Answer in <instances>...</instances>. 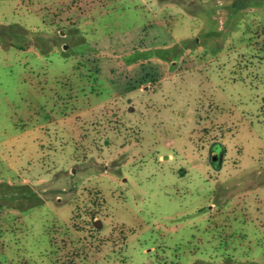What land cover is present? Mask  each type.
I'll list each match as a JSON object with an SVG mask.
<instances>
[{"label":"rangeland","instance_id":"374dc122","mask_svg":"<svg viewBox=\"0 0 264 264\" xmlns=\"http://www.w3.org/2000/svg\"><path fill=\"white\" fill-rule=\"evenodd\" d=\"M0 264H264V0H0Z\"/></svg>","mask_w":264,"mask_h":264},{"label":"flooded vegetation","instance_id":"af4514ba","mask_svg":"<svg viewBox=\"0 0 264 264\" xmlns=\"http://www.w3.org/2000/svg\"><path fill=\"white\" fill-rule=\"evenodd\" d=\"M214 155H218V158H216V160H214L212 158ZM223 157H224V150L221 147H216L215 146V147H212L210 149V152H209V161H210V164H211V166L213 168L215 167L214 164L215 163H218L219 159L221 160V158H222V160H223Z\"/></svg>","mask_w":264,"mask_h":264},{"label":"trees","instance_id":"16d2710c","mask_svg":"<svg viewBox=\"0 0 264 264\" xmlns=\"http://www.w3.org/2000/svg\"><path fill=\"white\" fill-rule=\"evenodd\" d=\"M8 188V187H7ZM26 195V198H38V194H36L33 190H27L25 192H20V196Z\"/></svg>","mask_w":264,"mask_h":264},{"label":"water","instance_id":"95a60500","mask_svg":"<svg viewBox=\"0 0 264 264\" xmlns=\"http://www.w3.org/2000/svg\"><path fill=\"white\" fill-rule=\"evenodd\" d=\"M222 156V155H221ZM214 160H216V158H218V155H214L213 157H212ZM222 158H221V160L219 159V161H218V163H216V165L218 166V168L217 169H220L221 168V165H222ZM215 165V164H214Z\"/></svg>","mask_w":264,"mask_h":264}]
</instances>
